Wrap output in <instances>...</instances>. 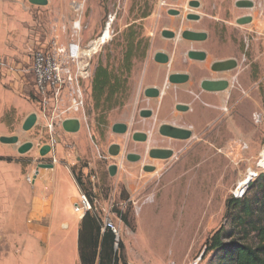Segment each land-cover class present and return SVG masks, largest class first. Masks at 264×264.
Segmentation results:
<instances>
[{
  "label": "rangeland",
  "instance_id": "374dc122",
  "mask_svg": "<svg viewBox=\"0 0 264 264\" xmlns=\"http://www.w3.org/2000/svg\"><path fill=\"white\" fill-rule=\"evenodd\" d=\"M127 4V0H49L48 5L38 6L29 0H0V137L20 138L18 144L0 141V261L4 264H11L6 262L9 255L22 258L28 251L35 258L33 264L77 263L73 242L79 249V234L73 233L79 213L74 205L83 194L103 227L109 218L117 228L121 260L218 264L221 252L208 251L206 242L222 226L231 227L227 200L237 198L244 182L264 175V18L257 17L253 27L260 38L257 64L238 81L233 79L229 90L205 97L206 104L172 93L149 101L142 93L149 83L143 75L157 17L129 14ZM204 21L220 23L210 17ZM105 31L109 36L97 49L94 67L102 64L126 82L110 101L97 105L93 78L83 81L80 96H67L61 104L62 110L79 104L62 118H78L81 129L67 132L58 122L51 131L36 100L34 53L53 41L79 39L87 44ZM178 102L189 103L190 110H176ZM144 106L154 110L152 118L139 115ZM33 113L40 117L26 131L23 123ZM165 118L187 121L193 136L159 138L157 125ZM118 122L128 125L126 133L112 130ZM135 131L148 133L149 139L133 141ZM25 142H32L33 148L20 153L18 148ZM113 143L121 145L117 156L108 152ZM44 145L52 150L43 156ZM156 147L170 148L174 155L152 158L149 152ZM131 152L141 159L129 161ZM208 160L217 175L198 186L197 198L188 203L182 197L187 174ZM44 163L54 167L40 168ZM112 164L118 166L115 176L109 173ZM148 164L156 169L145 171ZM37 170L30 182L28 176H35ZM179 184L181 195L174 204L171 189Z\"/></svg>",
  "mask_w": 264,
  "mask_h": 264
},
{
  "label": "flooded vegetation",
  "instance_id": "af4514ba",
  "mask_svg": "<svg viewBox=\"0 0 264 264\" xmlns=\"http://www.w3.org/2000/svg\"><path fill=\"white\" fill-rule=\"evenodd\" d=\"M127 2L129 14L140 16L142 19L157 17L156 29L151 33L153 39L147 50L148 63L143 75V80L149 81L142 89L144 100L150 101L162 94L172 93L189 98L191 103L200 100L206 104L205 97L229 90L233 79L238 81L245 70L251 72L257 64L260 38L258 31L253 27L257 17L264 18V0H127ZM195 15L199 18L192 19L191 17ZM204 17L215 18L220 23L204 21ZM191 32L201 33V36L191 37L189 35ZM171 76L176 78L174 83L170 81ZM207 81L225 82L228 88L207 90L204 87ZM150 88L156 89L159 95L148 97L146 91ZM165 89L168 91H164ZM178 105L188 107L182 112L190 110L189 103L178 102L176 110ZM143 111H150L151 114L144 117L141 115ZM138 113L141 117L149 119L154 115V110L144 106ZM163 124L189 130L192 127L180 118H165L157 125V133L159 138L173 140L184 139L163 135L161 133ZM137 132L145 134V140H135L134 135ZM148 139L149 134L144 131H135L132 134V140L135 142H146ZM131 153L140 156L141 159L139 153Z\"/></svg>",
  "mask_w": 264,
  "mask_h": 264
},
{
  "label": "trees",
  "instance_id": "16d2710c",
  "mask_svg": "<svg viewBox=\"0 0 264 264\" xmlns=\"http://www.w3.org/2000/svg\"><path fill=\"white\" fill-rule=\"evenodd\" d=\"M132 49L133 45L131 56ZM131 56L126 59L128 67ZM125 82L126 79L99 64L92 80V95L97 105L110 101ZM249 183L242 198L227 200L226 218L231 227L222 226L206 242L208 251L221 252L218 264H264V175ZM225 237L229 242L223 241ZM79 256L81 264H129L120 259L117 234L109 228L103 229L102 218L92 210L86 212L80 223Z\"/></svg>",
  "mask_w": 264,
  "mask_h": 264
},
{
  "label": "built area",
  "instance_id": "2783aa9c",
  "mask_svg": "<svg viewBox=\"0 0 264 264\" xmlns=\"http://www.w3.org/2000/svg\"><path fill=\"white\" fill-rule=\"evenodd\" d=\"M105 33L87 44L79 39H73L67 43L53 41L49 46L34 53L31 68L35 78L36 100L41 106L40 116L46 118L47 128L51 131L58 122L63 123L66 118H62L63 113L70 112L75 107L78 109V103L65 110L61 109V104L67 96H80L82 82L94 77L96 68L93 59L97 49L106 43ZM34 177L33 175L28 176V180L32 182ZM244 192L242 191L236 197H243ZM91 209L85 194L74 205V210L81 217ZM106 228L118 233L109 218L104 220L103 229Z\"/></svg>",
  "mask_w": 264,
  "mask_h": 264
},
{
  "label": "water",
  "instance_id": "95a60500",
  "mask_svg": "<svg viewBox=\"0 0 264 264\" xmlns=\"http://www.w3.org/2000/svg\"><path fill=\"white\" fill-rule=\"evenodd\" d=\"M29 2L31 4L38 5V6H46L49 4V0H29ZM191 18L192 19H198L199 16L195 15V16H192ZM189 35L191 37H199V36H201V33L191 32V33H189ZM203 36H205V35H203ZM170 81L174 83L176 81L175 76H171ZM204 87L207 90H212V91L226 90L228 88V86L225 82L219 83V82H214V81L205 82ZM155 90L156 89H152V88L148 89L146 91V95L148 97H157L159 94ZM177 109L179 111H184V110H187L188 107L183 106V105H178ZM150 114H151L150 111H143L141 113V115L144 117H147ZM37 121H38V114L37 113L30 114L23 123V129L26 131L31 130L36 125ZM62 126H63L65 131L75 133L81 129V121L78 118H68V119H65L63 121ZM127 128H128L127 124H125L123 122H118V123H115L113 125L112 130L116 133H126ZM161 133L165 136H169V137H173V138H177V139H184V140L190 139L192 136L191 130L176 127V126H173L170 124H163L161 126ZM134 139L139 140V141H143V140H145V134H143L141 132H137L134 135ZM0 141L4 144H18L20 142V138L17 135L1 136ZM32 148H33L32 142H25L19 146L18 151L20 153H26V152L30 151ZM51 150H52V147L50 145H44L41 148L40 153H41V155L44 156V155L48 154ZM120 151H121V145L117 144V143L111 144L109 149H108L109 154H111L113 156L119 155ZM149 154L152 158H155V159H169L174 155V151L170 148H152L150 150ZM127 159L129 161L136 162L140 159V156H138L134 153H129L127 155ZM39 167L40 168H53L54 165L44 163V164H40ZM117 169H118V166L116 164L110 165L109 166L110 175L115 176L117 173ZM155 169H156V167L154 165H146L144 167V170L149 171V172L154 171ZM38 173H39V170H37L35 177L37 176Z\"/></svg>",
  "mask_w": 264,
  "mask_h": 264
},
{
  "label": "bare ground",
  "instance_id": "6f19581e",
  "mask_svg": "<svg viewBox=\"0 0 264 264\" xmlns=\"http://www.w3.org/2000/svg\"><path fill=\"white\" fill-rule=\"evenodd\" d=\"M76 26L77 27L79 26V22L76 24ZM108 36H109V32L106 31L105 37H108ZM261 157L264 160V151H263ZM174 173H173V175H174ZM215 175H217V170L211 164V160H208V161L204 162L203 164H201L199 167L191 170L187 174L188 186L183 190V193H182V197L185 198V201L190 203L191 201L194 200V198H197V192H196L197 189L196 188L198 186L204 185L205 183H209ZM247 184H249V181L244 182L240 186L238 193L245 191L247 188ZM172 187H174L171 189V192L173 193V200L172 201L175 204V202L180 198V195H181V189L180 188H182V187L180 186V184L177 186H172ZM151 205H153V204H151ZM151 209H152V207H151Z\"/></svg>",
  "mask_w": 264,
  "mask_h": 264
},
{
  "label": "crops",
  "instance_id": "0c3cea01",
  "mask_svg": "<svg viewBox=\"0 0 264 264\" xmlns=\"http://www.w3.org/2000/svg\"><path fill=\"white\" fill-rule=\"evenodd\" d=\"M81 220H82V217L79 215V218H78V220H77V224L75 225V227H74V236H75V234L76 235H78L79 234V226H80V223H81ZM67 223V225L69 226V224H68V222H66ZM70 227V226H69ZM79 236V235H78ZM42 239V238H41ZM48 236L45 238H43V240L45 241V240H47L48 241ZM75 240V239H74ZM76 241V240H75ZM73 242V250H74V252H75V256H76V258H77V263L74 261L73 263H70V261H64V264H80V256H79V249H77V245H75L76 244V242ZM60 248V247H59ZM27 254V255H26ZM24 255H26L25 257H22L21 258V256L19 255V254H16V255H9L11 258L10 259H8L6 262L8 263V262H10L11 264H21V260L23 261V263L22 264H33V262L35 261V258H33L32 257V254L28 251V252H24ZM23 255V256H24ZM0 264H4V262L2 261H0Z\"/></svg>",
  "mask_w": 264,
  "mask_h": 264
}]
</instances>
